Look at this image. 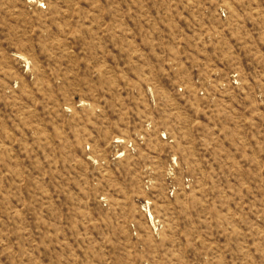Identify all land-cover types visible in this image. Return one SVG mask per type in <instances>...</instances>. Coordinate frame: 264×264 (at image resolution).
Listing matches in <instances>:
<instances>
[{"label": "rangeland", "instance_id": "obj_1", "mask_svg": "<svg viewBox=\"0 0 264 264\" xmlns=\"http://www.w3.org/2000/svg\"><path fill=\"white\" fill-rule=\"evenodd\" d=\"M0 264H264V0H0Z\"/></svg>", "mask_w": 264, "mask_h": 264}]
</instances>
